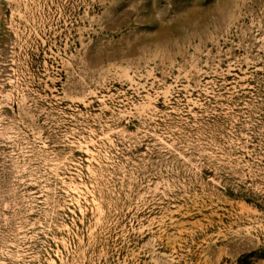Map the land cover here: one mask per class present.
<instances>
[{
  "label": "rangeland",
  "instance_id": "rangeland-1",
  "mask_svg": "<svg viewBox=\"0 0 264 264\" xmlns=\"http://www.w3.org/2000/svg\"><path fill=\"white\" fill-rule=\"evenodd\" d=\"M0 264H264V0H0Z\"/></svg>",
  "mask_w": 264,
  "mask_h": 264
}]
</instances>
